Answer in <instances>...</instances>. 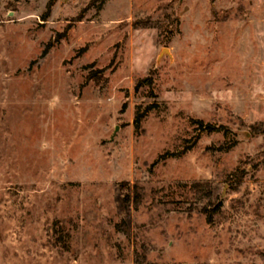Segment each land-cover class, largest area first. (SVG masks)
<instances>
[{
  "label": "rangeland",
  "instance_id": "1",
  "mask_svg": "<svg viewBox=\"0 0 264 264\" xmlns=\"http://www.w3.org/2000/svg\"><path fill=\"white\" fill-rule=\"evenodd\" d=\"M0 264H264V0H0Z\"/></svg>",
  "mask_w": 264,
  "mask_h": 264
},
{
  "label": "trees",
  "instance_id": "2",
  "mask_svg": "<svg viewBox=\"0 0 264 264\" xmlns=\"http://www.w3.org/2000/svg\"><path fill=\"white\" fill-rule=\"evenodd\" d=\"M137 120L138 117L136 119V122ZM191 122L196 126L198 130L207 133H213L224 129V126L222 125L207 123L201 119H191ZM250 128L253 129V126H250ZM240 177L236 176L232 178ZM188 190L190 192L192 200H198L200 202H203L201 210L205 214L206 222L208 224H213L215 222L216 214L220 211L221 207L223 206V198L220 185L216 183L195 182L188 185ZM144 191L145 188L143 185L134 184L132 186V202L135 208H138L144 201V198L146 196Z\"/></svg>",
  "mask_w": 264,
  "mask_h": 264
}]
</instances>
